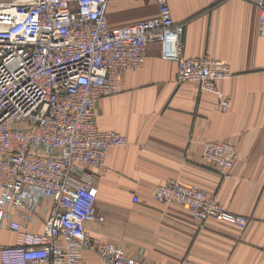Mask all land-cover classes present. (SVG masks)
Masks as SVG:
<instances>
[{"label":"built area","instance_id":"1","mask_svg":"<svg viewBox=\"0 0 264 264\" xmlns=\"http://www.w3.org/2000/svg\"><path fill=\"white\" fill-rule=\"evenodd\" d=\"M151 1L159 5L157 16L112 26L110 0H0V228L16 233L15 244L0 250L1 264H79L84 250L104 264H150L87 232L97 219L98 190L88 169L105 170L110 149L128 143L123 133L99 128L98 103L124 89L121 75L145 64L152 43L177 63L180 82L215 91L231 76L226 61L185 57V25L175 21L168 0ZM246 1L260 10L264 37V0ZM222 105L227 109L229 100ZM203 158L226 172L237 150L209 141ZM153 197L190 208L202 223L214 219L241 229L250 223L179 180L154 188ZM40 210L43 231H27L42 219Z\"/></svg>","mask_w":264,"mask_h":264},{"label":"crops","instance_id":"2","mask_svg":"<svg viewBox=\"0 0 264 264\" xmlns=\"http://www.w3.org/2000/svg\"><path fill=\"white\" fill-rule=\"evenodd\" d=\"M174 19L185 25L183 54L226 61L231 76L217 90L180 82L178 65L152 43L141 67L120 77L124 89L100 99L101 130L123 133L128 143L110 149L97 179V219L91 237L121 244L150 264H264V37L260 10L246 0H168ZM151 0H110V25L124 26L157 16ZM229 100L227 109L222 102ZM235 145L234 166L224 172L203 158L205 143ZM179 180L215 196L227 213L248 217L246 229L227 221L202 223L179 203H159L153 189ZM134 197L139 201L134 202ZM26 230L42 232L44 219ZM16 233L0 228V250ZM1 264V256H0ZM79 264H104L84 250Z\"/></svg>","mask_w":264,"mask_h":264},{"label":"rangeland","instance_id":"3","mask_svg":"<svg viewBox=\"0 0 264 264\" xmlns=\"http://www.w3.org/2000/svg\"><path fill=\"white\" fill-rule=\"evenodd\" d=\"M181 263H182V262H181ZM181 263H180V264H181Z\"/></svg>","mask_w":264,"mask_h":264}]
</instances>
